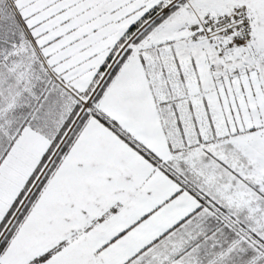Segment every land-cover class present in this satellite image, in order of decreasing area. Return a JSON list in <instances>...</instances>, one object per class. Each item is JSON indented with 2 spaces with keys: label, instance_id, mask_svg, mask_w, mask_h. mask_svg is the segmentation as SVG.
<instances>
[{
  "label": "snow or ice",
  "instance_id": "1",
  "mask_svg": "<svg viewBox=\"0 0 264 264\" xmlns=\"http://www.w3.org/2000/svg\"><path fill=\"white\" fill-rule=\"evenodd\" d=\"M0 264H264V0H0Z\"/></svg>",
  "mask_w": 264,
  "mask_h": 264
}]
</instances>
